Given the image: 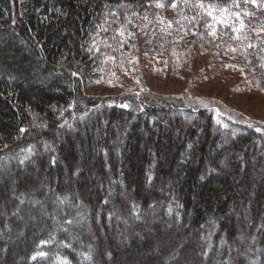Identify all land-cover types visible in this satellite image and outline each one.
Wrapping results in <instances>:
<instances>
[{
	"label": "trees",
	"instance_id": "1",
	"mask_svg": "<svg viewBox=\"0 0 264 264\" xmlns=\"http://www.w3.org/2000/svg\"><path fill=\"white\" fill-rule=\"evenodd\" d=\"M197 43L264 96V0H0V264H264V124L87 93L180 76Z\"/></svg>",
	"mask_w": 264,
	"mask_h": 264
},
{
	"label": "rangeland",
	"instance_id": "2",
	"mask_svg": "<svg viewBox=\"0 0 264 264\" xmlns=\"http://www.w3.org/2000/svg\"><path fill=\"white\" fill-rule=\"evenodd\" d=\"M199 5H203V8ZM197 7L204 12L207 26H211L209 28L212 32L219 25L240 27L239 16L231 13L227 8L208 3H198ZM222 9H227V11H222ZM209 11L211 15L208 14ZM213 16L216 20H213ZM221 20L223 22H220ZM193 36L195 38V35ZM199 44L195 45L199 54H196L197 57H194L193 61H185L184 57L180 58L183 59L182 68L178 73L180 76L166 79L163 75L152 72H143L140 77L139 74L133 73V76H126L128 79L121 78L117 84L107 82L104 85L99 82L91 90H87V93L118 94L125 89H132V86H140L144 90L162 95H186L188 98L197 99L203 103L215 102L226 115L264 124V96L249 85L244 77L245 70L242 68V73H235L234 71L237 70L231 69V64H234L232 61H212L210 57L212 48L201 52L203 49ZM147 61L145 59L141 62L146 63ZM205 61H208L207 66L204 65ZM186 63H188V68ZM151 66L155 67L154 64ZM234 66L240 67L239 63ZM134 81L135 84H128Z\"/></svg>",
	"mask_w": 264,
	"mask_h": 264
},
{
	"label": "snow or ice",
	"instance_id": "3",
	"mask_svg": "<svg viewBox=\"0 0 264 264\" xmlns=\"http://www.w3.org/2000/svg\"><path fill=\"white\" fill-rule=\"evenodd\" d=\"M252 2L255 3V0H252ZM160 6L161 5H159V4L157 5V7H160ZM172 6L175 7V4H173ZM199 6L201 8H203V5H199ZM222 11H227V9H222ZM208 14L211 15V11H209ZM236 15H238V14H236ZM213 20H216V17L215 16H213ZM220 22H223V20H221ZM209 27H211V26H209ZM243 27H244V25H243V22L241 21V24H240V27L239 28H237V27H235V25H233V31L239 32V31H241L243 29ZM212 34L214 35L215 33L213 32ZM73 75H75V73H73ZM200 102L203 103V101H200ZM123 107H128V106L127 105H123ZM249 126H251V125H249ZM22 131H23V129H22ZM41 255H43V254H41Z\"/></svg>",
	"mask_w": 264,
	"mask_h": 264
}]
</instances>
